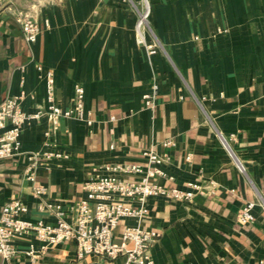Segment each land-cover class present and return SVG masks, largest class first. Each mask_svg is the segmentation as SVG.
<instances>
[{
	"label": "crops",
	"instance_id": "obj_1",
	"mask_svg": "<svg viewBox=\"0 0 264 264\" xmlns=\"http://www.w3.org/2000/svg\"><path fill=\"white\" fill-rule=\"evenodd\" d=\"M134 2L7 0L0 6V105L16 96L27 113L46 107L42 65L54 73L62 107L73 105L76 84L84 87L93 120L63 118L57 130L46 116L24 122L21 153L0 158V214L6 203L23 199L25 218L56 223V213L41 208L48 201L71 221L86 180L106 163L143 161L142 151L154 147L169 155L162 168L173 177L156 178L160 184L185 188L214 180L215 188L189 201L151 198L144 220L120 221L115 242L122 243L128 225H140L161 232L152 248L157 264H264V0H151L153 54L137 40ZM34 4L42 32L29 44L15 12ZM154 85L159 94L151 110L143 96ZM166 140L175 145L165 147ZM47 151L60 156L40 161L36 185L46 193L38 197L24 170L29 153ZM246 202L255 203V221L242 225L237 212ZM13 242L19 252L6 264L126 259L79 258L73 240L32 259L25 253L30 245L44 246L34 232Z\"/></svg>",
	"mask_w": 264,
	"mask_h": 264
},
{
	"label": "built area",
	"instance_id": "obj_2",
	"mask_svg": "<svg viewBox=\"0 0 264 264\" xmlns=\"http://www.w3.org/2000/svg\"><path fill=\"white\" fill-rule=\"evenodd\" d=\"M7 0H0L2 6ZM138 17L135 26L137 40L146 46L150 54L157 51V44L147 41V33L151 30L150 18L153 10L151 0H135ZM37 6L31 9H19L15 19L20 24L23 37L29 44L37 41L42 32V26L36 17ZM49 26V21L45 20ZM45 80L47 106L35 114H30L21 108L20 98L7 97L0 105V158H12L21 153V133L25 121L46 116L54 130H57L61 120L78 119L88 125L93 123L90 114L85 109V89L76 84L74 88L73 105L62 107L56 101L54 73L38 65ZM159 94L157 85L144 94L146 108L154 110ZM49 134V132H47ZM165 147L175 145L173 140L163 142ZM60 156L53 151L43 154L29 153L24 176L32 183L35 196H42L46 188L36 185L37 168L41 160H49ZM143 161L109 162L104 164L96 174L84 183L85 195L72 210L71 221L66 220L62 206L58 203L45 201L41 208L55 212L56 223L44 220L31 221L25 218L29 208L23 199H15L6 203L0 214V264H6L18 254L13 240L16 235L34 232L36 238L44 246L37 249L34 244L25 252L32 259L41 252L55 247L65 241L73 240L77 246L79 258L96 255L107 260H115L125 256L123 264H157L152 248L161 232L155 229L143 228L140 225H128L122 233V243L115 242V231L121 220L132 218L144 220L150 213L149 200L154 197H169L189 201L195 196H207L215 188V181L203 184L191 181L185 188L167 187L156 181V178L173 179L162 168L169 160L168 154L159 153L154 147L142 151ZM192 154L186 156L190 160ZM254 202L244 203L237 212V221L248 225L255 221ZM132 244V246H130Z\"/></svg>",
	"mask_w": 264,
	"mask_h": 264
}]
</instances>
